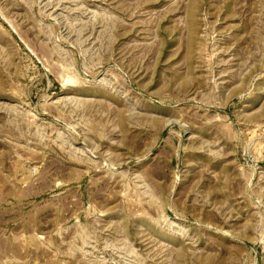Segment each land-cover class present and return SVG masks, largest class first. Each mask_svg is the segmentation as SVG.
<instances>
[{
    "label": "rangeland",
    "instance_id": "obj_1",
    "mask_svg": "<svg viewBox=\"0 0 264 264\" xmlns=\"http://www.w3.org/2000/svg\"><path fill=\"white\" fill-rule=\"evenodd\" d=\"M0 264H264V0H0Z\"/></svg>",
    "mask_w": 264,
    "mask_h": 264
}]
</instances>
